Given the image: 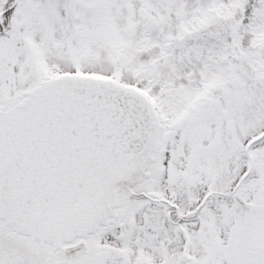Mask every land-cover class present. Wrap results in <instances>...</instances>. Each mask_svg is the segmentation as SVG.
I'll return each instance as SVG.
<instances>
[{
	"label": "rangeland",
	"instance_id": "rangeland-1",
	"mask_svg": "<svg viewBox=\"0 0 264 264\" xmlns=\"http://www.w3.org/2000/svg\"><path fill=\"white\" fill-rule=\"evenodd\" d=\"M234 1L45 0L47 75L73 69L74 61L77 68L83 70L78 72L115 80L151 98L161 122L167 132L170 130L171 148L176 151L170 160L167 157L170 172L160 181L164 185L166 180L176 179L190 187L179 202L182 213L190 211L206 192L229 191L243 168L240 161L223 162L220 158V149H224L223 121L228 118L216 105L220 90L229 88L243 95L240 107L228 119L234 128L237 147L264 130V86L248 62L251 55L264 62V0H253L256 9L251 20L246 19L236 27L235 16L230 13L222 15L211 11L212 15L218 13L219 18L211 17L210 23L206 22L203 12L208 2L216 6L234 5ZM73 15L82 16L85 25L69 31ZM234 31L239 39V44L235 45L240 47L233 50L230 38ZM219 40L222 44H218ZM58 41L71 44L70 49L66 46L61 49L58 45L53 48ZM48 43L50 52L46 54ZM209 44L218 46L210 48L216 53L220 50L218 60L212 56L207 58L211 52ZM230 48L235 51L232 56ZM211 65H216L221 74H210ZM202 98L204 101L198 104ZM190 117L197 122L192 128L196 137L180 145L179 131H173L174 124L181 122L184 126ZM219 130L223 131L222 138L217 135ZM255 150L260 154L263 167L258 168L243 188L252 198L258 196L260 189L264 190V142ZM185 151H195L197 155L188 158ZM222 207L228 214L226 228L219 223ZM250 208L254 209V214H264V207ZM154 212L159 217L160 229L174 235L173 229L164 224L163 210L156 207ZM248 213L238 202L215 198L203 210V220L193 223L191 234L199 243L207 239L204 236L210 231L215 237L213 230L222 236L221 231L225 229H243ZM198 230H202V234ZM213 237L209 238L213 240ZM213 245L217 246L215 242ZM218 251L224 254L221 246Z\"/></svg>",
	"mask_w": 264,
	"mask_h": 264
},
{
	"label": "flooded vegetation",
	"instance_id": "flooded-vegetation-1",
	"mask_svg": "<svg viewBox=\"0 0 264 264\" xmlns=\"http://www.w3.org/2000/svg\"><path fill=\"white\" fill-rule=\"evenodd\" d=\"M45 3V0H0V109L2 110L21 101L28 90L44 83L49 77L63 73L83 74L78 72L83 70L77 68L76 62L73 61V69L47 75L45 39L48 37H45ZM233 4L214 6L208 2L203 9L206 22L211 23V17L219 18L218 13L234 15L235 27L245 23L246 19L249 22L256 9V5L253 8V0H235ZM91 7L94 8L93 5ZM211 11L218 13L214 12L215 14L212 15ZM84 25L85 20L82 16L79 18L78 15H73L68 30H75ZM237 37L238 33L234 31L230 38L232 49L240 47L235 45L239 44ZM218 44H222V41ZM56 45L61 49L64 46L69 49L71 47V44L67 45L62 41L54 43L53 48ZM49 46V43L46 44V54L50 52ZM208 46L210 49V44ZM231 48L229 54L232 56L235 51L233 52L234 49ZM219 53L220 50L217 53L211 51L207 54V58L212 56L218 60ZM206 62L208 63L209 60ZM248 62L251 63V70L258 74L257 78L264 76V62L259 57L251 55ZM210 68H215V71L219 72L216 65H211ZM209 72L213 73L211 69ZM203 98L199 99L201 101H198V104L204 101ZM216 105L228 117L223 121L225 122L224 149H220L222 153L220 158L223 162L235 159L243 166L229 191L206 192L190 211L182 213L179 202L182 194L189 192V185L180 183L176 179H168L164 185L163 181H160L165 173L170 172L166 164L167 157L170 160L176 152L171 148L170 130L167 132L161 122L160 144L153 155V160L146 168L147 176L120 186L118 204L106 225L98 226L92 233L54 245L33 239L26 234L15 233L0 219V264H264V214H254L252 213L254 209H249L252 206H260V209H263L264 190L260 189L258 196L254 198L248 191H243L258 168L263 167V162L259 159L260 154L255 149L264 142V139L252 146L249 151H246V144L264 130L237 147L234 128L228 120L235 112L227 115L220 100L216 101ZM196 123L193 117L188 118L184 126L181 122H175L173 131H179L180 145L195 139L196 135L192 128ZM223 131H218L219 138H222ZM185 154L188 158L197 155L195 151H185ZM249 167L248 178L234 189ZM215 198L238 202L248 210L247 219L243 229H225L221 231L224 234L222 236L217 235L218 232L213 230L215 237L210 231L204 236L207 239L197 243L190 228L193 227V223L197 224L203 220V210ZM156 207L163 210L164 224L173 229L174 235L170 236L160 229L159 217H156L154 212ZM222 211L219 223L226 228L228 214L224 207ZM179 226L189 237L185 256L183 255L185 239ZM198 233L202 234V230H198ZM209 237H213V240ZM214 242L217 246L213 245ZM220 246L224 250L223 255L219 254Z\"/></svg>",
	"mask_w": 264,
	"mask_h": 264
},
{
	"label": "water",
	"instance_id": "water-1",
	"mask_svg": "<svg viewBox=\"0 0 264 264\" xmlns=\"http://www.w3.org/2000/svg\"><path fill=\"white\" fill-rule=\"evenodd\" d=\"M258 81L264 86V76ZM220 95L228 115L243 97L228 88ZM160 133L152 102L137 89L88 75L45 80L0 109V219L54 245L93 232L113 215L120 186L147 176Z\"/></svg>",
	"mask_w": 264,
	"mask_h": 264
}]
</instances>
